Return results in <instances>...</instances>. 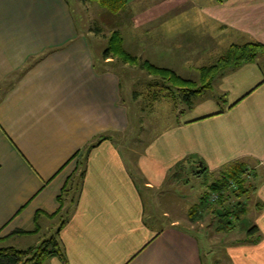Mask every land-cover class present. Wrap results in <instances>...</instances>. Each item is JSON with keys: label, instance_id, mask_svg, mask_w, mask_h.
Returning <instances> with one entry per match:
<instances>
[{"label": "crops", "instance_id": "0c3cea01", "mask_svg": "<svg viewBox=\"0 0 264 264\" xmlns=\"http://www.w3.org/2000/svg\"><path fill=\"white\" fill-rule=\"evenodd\" d=\"M127 8L128 17L152 19L166 57L137 55L151 65L170 61L173 50L187 68L211 66L233 45L263 51L214 78L221 104L192 101L128 158L120 149L127 108L110 70L117 60L99 58L96 67L67 0H0V247L53 238L64 259L47 255L40 264H205L202 242L212 236L201 241L189 229L194 221L180 227L170 208L157 214L156 195L183 162L197 167L194 176L204 167L217 178L242 163L252 178L231 193L243 203L239 220L250 213L256 231L245 228L226 245V262L264 264V0H127ZM180 23L211 42L185 37Z\"/></svg>", "mask_w": 264, "mask_h": 264}, {"label": "rangeland", "instance_id": "374dc122", "mask_svg": "<svg viewBox=\"0 0 264 264\" xmlns=\"http://www.w3.org/2000/svg\"><path fill=\"white\" fill-rule=\"evenodd\" d=\"M67 2L70 9L73 11L79 33L90 34L87 35V39L89 45H91L97 68L101 69L104 66L99 58H102L103 50L108 47L109 38L114 30L120 31L123 39L122 45L125 50L133 56L137 57L138 55L143 59L151 60L152 51H158L155 46L158 41L152 39L150 24L147 22H151L152 19H140L135 17L134 14L128 17L127 10L129 8L127 7L117 14H112L101 8V6L94 1L67 0ZM155 20L158 22L157 25L160 26V22L165 19L158 18ZM163 26H165V24H163ZM179 27V31L184 30V36L191 37L196 41L195 43L202 42L203 44L205 41L204 45H208L211 42V40L208 41L209 36L204 35V32L200 31V29L194 28L193 26L188 27L187 24L182 25V23H180ZM186 27L188 28L185 30ZM113 41L115 42V39ZM162 50L163 48L158 51L159 58L166 57V54L163 53L164 51L162 52ZM179 52V50H173L171 52L173 58L167 62L166 60L161 62L159 61L160 59L157 58L153 61V63L156 64L154 66L171 69L182 78L193 80L194 87H200L202 82L199 81V79L200 69L202 67H185L186 63H184V60L175 58L176 54L179 55ZM210 62H214V60ZM110 70L117 72L121 81V99L127 108V130L124 138L128 144L126 142L125 144H120V149L124 155L130 158V155H133V150H141L143 145H146L158 134H161L172 120L176 118L180 119L182 110L187 107L183 101V97L179 95L175 87L173 88L171 84L169 86L167 82H164V80H161L160 77L154 74H148L141 66L122 64L117 60L113 64H110ZM223 70L219 71L218 74ZM218 74H216V76ZM185 85L186 84H183L181 87ZM169 87H171L173 93L168 89ZM153 94L157 95L155 99H152ZM167 95L168 97H166ZM223 97L224 96L219 91L218 84L214 82L210 89H206L192 101L195 105L207 102H218L221 104L219 99L221 100ZM133 142L137 144V146H132L134 145ZM181 165L182 167L176 168V170H174L175 172L172 171L174 173L171 174L172 180H170L171 178L168 176L165 181L166 183L159 191L160 193H157L158 195H156L155 198V212L160 215L162 214V207L172 209L174 217H178L181 224L180 227L182 228L187 227V218L190 217L194 221V225L190 226L189 229L196 237L204 241V237L209 240L212 236V242H208V245L207 242H202L203 248L209 250L211 255L207 257L205 264H214V261L219 260L220 258L216 256V253H220V257L223 258L221 259V264H228L225 257V247L235 239L244 238L245 234H243L242 230L249 228L250 213L241 217L238 221L234 220L232 231L223 230L218 233L216 228H221L223 222L218 220L213 210L218 206H221L223 209L229 207V204L236 201L235 193H226L224 191V195H228L229 197L227 200L223 201L222 205L216 202H209L208 198L207 201H201L202 197H200V194L204 196L210 193V185L218 179L217 175H210L204 172L199 176H194L192 170H194L193 168L196 169V166H192V169H184V165L187 166V164L183 162ZM245 170L246 172L243 178L246 184L252 178V170L247 167H245ZM220 176L221 175H219V177ZM241 200L243 201L242 198ZM164 224L165 223L162 222L160 225ZM53 235H55V233L51 232L46 238H50ZM225 241H227L226 244ZM32 244L34 245L35 242ZM41 260H43V258Z\"/></svg>", "mask_w": 264, "mask_h": 264}, {"label": "trees", "instance_id": "16d2710c", "mask_svg": "<svg viewBox=\"0 0 264 264\" xmlns=\"http://www.w3.org/2000/svg\"><path fill=\"white\" fill-rule=\"evenodd\" d=\"M89 1L96 2L99 6H101V8L107 10L112 14H117L127 7V0ZM114 39L115 42L113 41ZM108 43V47L103 50L102 58L112 57L120 61V63L122 64L141 66V68L146 70L148 74H154L160 77L161 80H164V82H167L169 86L171 84L173 88L175 87V90L179 93V95L183 97V101L186 106H190L192 104L193 98L211 87L214 77L216 76V74H218L219 71L225 68H235L242 63L252 61L260 52L263 51V45L260 43H248L245 45L231 46L227 53L221 56L215 64L202 67L200 69L199 81H201L202 84L200 87H194L193 80L184 79L181 76L177 75L176 72L171 69L156 67L154 65H151L148 61H141L136 56H133L132 54L127 52L122 45L123 39L120 31L114 30L109 38ZM183 84L186 85L181 87ZM168 89H170V91L172 90L171 87H169ZM171 92L173 93V91ZM156 96V94H153L152 99H155ZM166 97H168V95ZM204 172L205 168L201 167L197 174ZM245 172V165L242 163L234 164L221 171V176L210 185V193L215 192L219 196L216 203L222 202L223 204V201L227 200L229 196L224 195V191L226 193H237L239 191H243V189L245 188V179L243 178ZM210 193L202 196L201 201H207ZM228 206L229 207H227L226 209L218 206L213 210V213L216 217H218V220L220 222H223V225H221V229L226 231L233 229L234 220H239L240 215L243 213L244 209L243 203L239 201H235ZM217 210H220L222 212L221 216L217 214ZM255 231L256 227L252 226L247 229L246 233L251 234ZM54 247H57V242L53 238L41 243L37 247H30L26 250L0 247V264H40L41 259L47 255H56L61 259H64L63 255L60 252V249H53Z\"/></svg>", "mask_w": 264, "mask_h": 264}, {"label": "built area", "instance_id": "2783aa9c", "mask_svg": "<svg viewBox=\"0 0 264 264\" xmlns=\"http://www.w3.org/2000/svg\"><path fill=\"white\" fill-rule=\"evenodd\" d=\"M219 196L215 192H211L208 197L209 202H216L218 200Z\"/></svg>", "mask_w": 264, "mask_h": 264}, {"label": "water", "instance_id": "95a60500", "mask_svg": "<svg viewBox=\"0 0 264 264\" xmlns=\"http://www.w3.org/2000/svg\"><path fill=\"white\" fill-rule=\"evenodd\" d=\"M200 166H202V165L200 164ZM217 214L222 215V212L220 210H217Z\"/></svg>", "mask_w": 264, "mask_h": 264}]
</instances>
